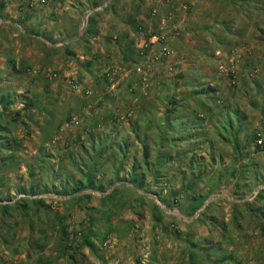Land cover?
Here are the masks:
<instances>
[{"label": "rangeland", "instance_id": "374dc122", "mask_svg": "<svg viewBox=\"0 0 264 264\" xmlns=\"http://www.w3.org/2000/svg\"><path fill=\"white\" fill-rule=\"evenodd\" d=\"M57 2L0 0V264H264V40L244 56L227 29L219 56L192 57L183 18L138 0L140 73L112 83L83 21L56 36ZM173 22L168 52L141 47Z\"/></svg>", "mask_w": 264, "mask_h": 264}, {"label": "crops", "instance_id": "0c3cea01", "mask_svg": "<svg viewBox=\"0 0 264 264\" xmlns=\"http://www.w3.org/2000/svg\"><path fill=\"white\" fill-rule=\"evenodd\" d=\"M100 1V0H95ZM102 1V0H101ZM125 2H121V0H108L109 6L103 9L105 0L101 3H91L92 6L88 7V1L82 0H59L56 3V13L57 19L53 21V24L57 25L56 36L59 35H68L69 41H77L78 40V30L79 23L82 21L87 25L88 33L85 34L86 41L93 44L92 54L90 56V66L94 63L96 67L101 69V71L105 70L104 75L105 79H108L110 82L111 78L115 80L116 83H124L127 84L131 82L130 75L133 73H137L139 75L140 71L135 70L138 65H140L139 57H138V48L140 47L139 43V34L137 31V24L142 23V21H138L142 16L139 14L142 9V5L138 0H124ZM241 2L244 7H246V3L248 0H151V4L154 7L150 9L160 10L161 13H165L167 16L170 14L169 18H183L182 28L187 29L186 35L189 33H196L195 37L198 42H200L199 48H196L195 54L189 53L192 57H199L200 54L205 55H213V57L219 56L221 54V47L218 45H209L212 42H216L217 39L215 36L223 32L226 34V30L229 29V34L234 39V42H238L236 38L237 33L239 35V40L241 43H244L243 46L240 47L241 53L244 56L248 52L249 44L251 43L253 47L256 45L254 42L258 37V46H261L263 43V34L261 31H258L256 35H252V22L250 20V14L253 11L252 7L248 8V11L244 8L243 10L237 7V3ZM194 4L195 7L192 12L189 9L187 11L188 6ZM14 7V2L12 4H8ZM191 8V7H190ZM239 12H237V10ZM84 12V16L81 19L79 12ZM102 9V10H101ZM109 9V10H108ZM97 10H101L100 12H96ZM166 10V12H165ZM187 11V13H186ZM156 14H153L155 16ZM188 15V17L186 16ZM162 16V15H161ZM176 16V17H175ZM182 17V18H181ZM138 19L135 21V19ZM191 18V19H190ZM157 21L154 24V27H159L160 22ZM70 20V25H67ZM81 20V21H80ZM152 18L144 19L143 21L149 24V21ZM179 21V20H178ZM137 22V23H135ZM181 22V21H180ZM179 22V23H180ZM87 23V24H86ZM152 23V22H151ZM173 23L166 24L163 26L169 29L170 33H174ZM68 27H67V26ZM185 27V28H184ZM254 28V26H253ZM136 29V30H135ZM235 30H238L237 32ZM184 31V30H183ZM192 31V32H191ZM177 32V31H176ZM181 36L182 41H185V32L182 33ZM227 35V34H226ZM227 35V36H228ZM261 38V39H260ZM184 39V40H183ZM175 35L172 36L170 44L174 46ZM205 40V41H204ZM170 41V40H169ZM176 42V41H175ZM202 43V44H201ZM206 43V45H204ZM217 43V42H216ZM247 43V44H245ZM138 45L137 51L134 52V46ZM257 46V47H258ZM212 49V52L207 54V50ZM251 49V50H252ZM182 52V57L184 53L187 52L186 47L184 49H180ZM253 51V50H252ZM134 52V53H133ZM223 52V51H222ZM262 52V51H261ZM264 51L261 53L263 57ZM120 56V57H119ZM82 57H84L82 55ZM122 57V59H121ZM126 57V59L124 58ZM200 58V57H199ZM108 63V64H107ZM146 68V67H144ZM136 74V75H137ZM116 87L114 85L110 86L109 91L115 90ZM118 88V87H117ZM86 91L92 92L91 88H86ZM84 93V94H85ZM104 93V92H101ZM87 94V93H86ZM99 103L103 104L101 101L103 99L102 95H99ZM139 100V99H138ZM141 101V100H139ZM137 102V98H136ZM215 103L217 102L214 101ZM104 105H110L109 101H105ZM147 105V104H146ZM219 105V103H217ZM92 106V105H91ZM151 106V105H149ZM202 107L198 106L197 109ZM86 109V107H85ZM120 110V109H118ZM151 110H147L146 117H150ZM200 112V111H199ZM111 118L112 114L108 115ZM144 116V114H143ZM119 117V118H118ZM144 116V118H146ZM120 114H113V119H120ZM134 120L136 117L134 116ZM264 261H256V263H260ZM169 264V263H168Z\"/></svg>", "mask_w": 264, "mask_h": 264}, {"label": "built area", "instance_id": "2783aa9c", "mask_svg": "<svg viewBox=\"0 0 264 264\" xmlns=\"http://www.w3.org/2000/svg\"><path fill=\"white\" fill-rule=\"evenodd\" d=\"M156 12H158V10H155L153 11V13L155 14ZM165 29V27L162 25V29L154 32V33H151L150 36H149V39L145 36H143V39H142V45L141 47L144 48V49H149L150 47H155L157 43H164V46L162 47V49H160V51L164 52H168L170 50L169 46L166 45V44H169L168 43V35L167 33L163 30ZM167 54V53H166ZM142 55H144V50L142 51ZM158 55H156L154 58L156 59ZM111 81H113V78H111ZM113 83V82H112ZM78 85L75 84V89ZM86 93H90V91H86Z\"/></svg>", "mask_w": 264, "mask_h": 264}, {"label": "trees", "instance_id": "16d2710c", "mask_svg": "<svg viewBox=\"0 0 264 264\" xmlns=\"http://www.w3.org/2000/svg\"><path fill=\"white\" fill-rule=\"evenodd\" d=\"M104 9H105V8H104ZM84 33H85V34L88 33V29H87V27L85 28ZM214 89H215V88L212 89V87H211V88L208 87V88L205 90V92L208 93V94H210V95H213L212 97H210V99L216 101L214 94H212V93L214 92ZM211 91H212V93H210ZM28 100H29V102H28L29 105L33 104V101H32L31 99H28ZM146 118H147V117H146ZM169 120H171V119H169ZM169 122H170V121H169ZM174 125H176V123H174ZM194 126H195L194 123L190 124V126H186V125H185V127H187L188 130L190 131V134H191V135H192V131H193V127H194ZM179 130H180V129H179ZM260 215H261V214H260ZM261 216H262V218L264 219V214H262Z\"/></svg>", "mask_w": 264, "mask_h": 264}, {"label": "water", "instance_id": "95a60500", "mask_svg": "<svg viewBox=\"0 0 264 264\" xmlns=\"http://www.w3.org/2000/svg\"><path fill=\"white\" fill-rule=\"evenodd\" d=\"M84 26V22L82 23V27Z\"/></svg>", "mask_w": 264, "mask_h": 264}]
</instances>
